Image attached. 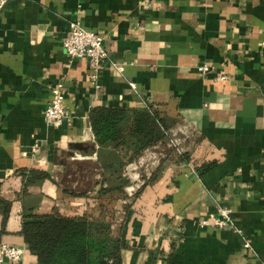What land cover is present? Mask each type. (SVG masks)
<instances>
[{
	"label": "crops",
	"instance_id": "0c3cea01",
	"mask_svg": "<svg viewBox=\"0 0 264 264\" xmlns=\"http://www.w3.org/2000/svg\"><path fill=\"white\" fill-rule=\"evenodd\" d=\"M72 19L103 36L107 57L96 79L86 58L65 53ZM263 39L264 0H7L0 7V198L10 208L3 229L0 209V243L23 247L17 264H37L19 233L23 208L96 216L106 205L97 196L98 159L115 150L94 139L88 112L96 105H153L179 131L189 159L150 169L155 175L125 212L126 201H116L120 264H169L171 256L174 264H264ZM202 63L227 77L201 75ZM54 86L67 114L57 127L43 114ZM207 160L217 164L198 177L193 164ZM24 169L49 178L23 177ZM220 207L230 208L239 232L200 225Z\"/></svg>",
	"mask_w": 264,
	"mask_h": 264
},
{
	"label": "trees",
	"instance_id": "16d2710c",
	"mask_svg": "<svg viewBox=\"0 0 264 264\" xmlns=\"http://www.w3.org/2000/svg\"><path fill=\"white\" fill-rule=\"evenodd\" d=\"M88 120L96 143H111L115 150L113 155L98 159L102 167V174L97 182V196L100 198H106L109 192L122 190L121 177L125 166L136 160L147 148L166 140L173 124L153 105H96L90 108ZM142 158L146 156L140 159ZM180 158L189 161L186 153H182ZM216 164V160H207L193 164V169L198 177H202ZM19 172L23 177L49 178L45 172L36 169ZM154 175L152 172L148 180ZM107 177H112L113 183ZM146 182L134 193L129 205H125L126 210ZM106 206L101 202L96 216L64 215L56 210L39 213L33 208H23L19 233L27 249L35 255L37 264H120L125 243L119 234L112 232L111 224L105 218ZM9 208V202L0 198L2 229ZM167 258L169 264H174L173 256Z\"/></svg>",
	"mask_w": 264,
	"mask_h": 264
},
{
	"label": "built area",
	"instance_id": "2783aa9c",
	"mask_svg": "<svg viewBox=\"0 0 264 264\" xmlns=\"http://www.w3.org/2000/svg\"><path fill=\"white\" fill-rule=\"evenodd\" d=\"M7 0H0V7L3 6ZM63 47L66 55L69 59L86 58L90 68V76L96 79L101 63L106 59L107 52L103 46V36L97 31L87 29L82 26L79 19H72L69 23V27L66 35L63 38ZM261 47L264 50V39L261 41ZM124 63H114L113 66L121 71ZM197 71L201 75H207L209 73H215V79H225L226 73L224 71H218L208 63H202L196 67ZM131 88H135V83H129ZM64 93L58 86L51 88L50 99L44 109V120L48 125L60 126L65 120L67 114L64 104ZM201 226H210L214 228H226L232 227L237 232L240 230L235 227L231 219V210L228 207H220L215 211H212L204 218ZM245 248L249 247L248 242H244ZM23 247L13 244L0 243V264L5 261L8 264H17L23 254Z\"/></svg>",
	"mask_w": 264,
	"mask_h": 264
},
{
	"label": "rangeland",
	"instance_id": "374dc122",
	"mask_svg": "<svg viewBox=\"0 0 264 264\" xmlns=\"http://www.w3.org/2000/svg\"><path fill=\"white\" fill-rule=\"evenodd\" d=\"M168 133L169 136L165 140V142H167L168 144H156L152 147L147 148L136 160L125 166L124 175L121 177V185L123 186L122 190L107 193V206L104 209V212L106 220L111 224L112 232H114L113 230L115 229L114 222L117 221L116 219H118L120 215L117 214L118 209L114 207L117 200L126 201L124 202L122 207V210H124L125 212V205H129V201L132 199L137 189L142 185L144 181H149L148 177L152 173L150 172V169H160L164 165V163L184 161L182 158H180V155L182 153H185V150L182 149V147H184V140L179 139V131L173 130L172 132V130H169ZM146 154H149L150 157L146 160H144L145 158H142L144 161L142 162V159H140L139 162L141 163H138L139 158ZM107 178L111 183H113L112 177ZM64 180L61 181L63 182V184H65Z\"/></svg>",
	"mask_w": 264,
	"mask_h": 264
},
{
	"label": "water",
	"instance_id": "95a60500",
	"mask_svg": "<svg viewBox=\"0 0 264 264\" xmlns=\"http://www.w3.org/2000/svg\"><path fill=\"white\" fill-rule=\"evenodd\" d=\"M70 147L77 149V150H86L87 147L85 145H83V143H72L70 145ZM46 173L48 175H51L52 173V165L48 166V168L46 169Z\"/></svg>",
	"mask_w": 264,
	"mask_h": 264
}]
</instances>
